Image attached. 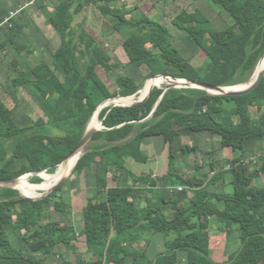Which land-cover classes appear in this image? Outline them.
<instances>
[{
  "label": "trees",
  "instance_id": "1",
  "mask_svg": "<svg viewBox=\"0 0 264 264\" xmlns=\"http://www.w3.org/2000/svg\"><path fill=\"white\" fill-rule=\"evenodd\" d=\"M120 1L125 0H50L51 11L39 6L61 39L51 54L55 71L47 62L38 63L29 74L11 79L10 94L14 97L20 87L31 92L46 122L39 124L27 114L18 117L17 102L12 110L0 104V180L55 173L82 141L100 105L117 96L136 95L148 79L166 74L233 87L248 82L264 57V0H212L233 19L227 28H217L201 10L182 11L172 22L181 32L177 35L148 16L128 19L133 11L116 8ZM99 2L106 3L99 10L110 18L113 31L125 36L126 64L104 62L106 52L93 35L72 27L78 14ZM5 13H0V23ZM16 22L0 33L5 28L17 32ZM201 51L205 60L196 65ZM102 63L109 76L119 78L116 92L98 73ZM159 78L164 77L153 79ZM164 90L155 87L142 104L102 110L99 118L105 129L93 135L89 150L73 170L89 189L80 232L69 222L45 221L47 210L65 216L72 212V202L60 192L73 180L38 201L0 188V264H48L57 257L58 264H171L178 257L184 264H264V79L241 96H214L192 88H171L165 94ZM196 135L208 137L206 142L216 139L215 154L231 150L229 168L218 170L211 162L212 176L201 174L200 168L190 177L182 176L179 162L191 150L183 139ZM152 138L162 140L169 161L167 174L155 179L137 175L126 165L128 159L149 162L143 146ZM197 139L196 150L203 141ZM110 174L122 185L110 187ZM259 180L263 185L256 186ZM35 181L41 179L36 176ZM214 226L227 238L235 235L239 243L221 263L213 259ZM81 236L90 259L78 257L72 262L56 253L60 246L76 251ZM155 236L165 248L150 258L148 247Z\"/></svg>",
  "mask_w": 264,
  "mask_h": 264
},
{
  "label": "rangeland",
  "instance_id": "2",
  "mask_svg": "<svg viewBox=\"0 0 264 264\" xmlns=\"http://www.w3.org/2000/svg\"><path fill=\"white\" fill-rule=\"evenodd\" d=\"M16 1H19L21 3L16 5ZM46 1L47 0H0V13L3 9H5L6 6L19 7L18 9L24 7V10L17 16L19 21H17V18L15 19V21H17L15 24L18 26L17 32L5 28L0 33V104L2 103V106L12 110L16 107L17 102V108L16 110L14 109V111H16L15 114L21 118H24V114H27L32 120L37 121V123L39 124L46 122V116L40 109V107L35 103L32 93L25 88L20 87L17 93H14L15 96L13 97V95L10 94L11 92H14L12 83L10 81L13 78H17L21 73H24L26 75L29 74L32 67L43 61L47 62L48 65L51 66L55 71V67L52 64L51 54L60 47L61 39L54 31V29L50 26L43 12L39 10V6L45 4L52 8L50 0H48L47 2ZM209 2L211 1L125 0L124 2H117L115 6L116 8L133 11V13L127 15L128 19H131V17L134 15L148 16L152 20L169 27L174 35L181 33L172 24V22L176 15L182 11L195 12L197 10H202L215 22L214 24L217 26V28H227L233 25L234 21L228 12H225L218 6L211 5ZM104 7H106L105 2H99V4L95 6L89 5L85 8V11H83L81 15L75 17L72 27L74 29H87L93 35V37L96 39L97 45L104 52H106V56L103 58L104 62L112 61V59H114L123 64H126L128 63V57L123 47L125 36L120 32H114L111 26L110 18L107 19L102 16L99 9ZM18 9L14 11H17ZM38 25H40L42 33H40V31H37L36 27H38ZM145 45L148 48L150 47L148 43H146ZM20 47H23L22 51L18 50ZM205 57L206 53L204 51L199 52L194 60V64L200 65L205 60ZM98 73L110 87L112 92H116V90L118 89L117 84L119 78L114 75L109 76V74L103 68V63L100 65ZM144 73H147L146 69L144 70ZM58 74L63 79L61 73L58 72ZM148 80L145 81V85ZM55 81L59 80L55 79ZM160 88L163 89L166 87ZM143 89H141L140 92H138L134 96L126 97L127 99L135 98L132 103L127 104L125 102H122L121 105H125L126 107L134 106L137 103L138 98L140 97V93ZM116 105V103H109L106 108L114 107ZM252 115L253 118H256L258 116L255 109H252ZM100 123L102 124L101 121ZM103 129L105 128L103 125H101L99 129H97V131H101ZM87 130L88 128L86 129L85 135L87 133ZM198 137L202 138L203 141L199 142V149L196 150L193 148V146L198 143L196 142V139ZM207 139L208 137L204 138L197 135L192 137H185L183 139V142L185 144H189L191 146V150L188 158H186L182 162H179L180 174L182 176L190 177L197 168H200L201 174L209 175L211 162L216 165L218 170L222 168H229V161H231V159L233 158L232 151L224 150L219 151L215 154L213 150L217 148V140L209 139V141L206 142ZM197 140L200 141V139ZM1 141L2 138L0 137V142ZM90 142L87 143L84 154L87 150H89ZM11 144V141L7 142L6 144V146L8 147V155L11 154V148L9 147ZM143 148L150 157L149 162L146 164H142L134 161L133 159H128L126 164L127 167L137 175L152 176L153 179L165 176L169 169V161L168 149L166 146H163L162 140L159 138L148 139ZM255 160L258 162L259 158ZM212 175L213 173L210 174V176ZM26 176H29V181L33 184H40L43 182V179L38 174L30 173L29 175L26 174ZM36 176L41 179V182L35 181ZM21 178L22 177L18 178V180ZM69 179L73 180V185L71 186L70 184L71 187L66 186L63 192H60V195H65L66 197H68V200L72 202V212H69L70 214L65 216L64 214H61L57 211L47 210L45 221H54L58 223L69 222L76 227V230L78 232H80L83 229L81 211L82 207L87 203L89 189L84 177L78 178L77 176L73 175L72 172L68 180ZM262 180H264V178H262ZM121 185L117 184L112 179V176L110 177V187L115 188ZM260 185H263V181L261 180L257 181L256 183V186ZM0 188H10L19 191L13 183L0 184ZM223 190L224 189L222 188H217V191L221 192ZM225 190L229 191L230 187L225 188ZM177 191H180V189H178ZM19 193L21 194V196H23L20 191ZM47 195H44L41 199H43ZM41 199H37V201ZM213 228L214 230L212 236L213 238H215V242H213L214 244L212 245L213 259L221 263L224 259V254L236 251L239 247V243L236 240L235 235H231V237L227 238L224 234L218 233L215 226ZM164 248L165 247L163 240L155 236L150 240L148 247V256L150 258H155L156 255L164 251ZM56 253L65 254L66 257L72 262H76L78 257L90 259L92 256L85 244V238L82 236L79 238V241L76 242V251L68 252L63 246H60L56 249ZM59 259L60 258L57 257L55 259L49 260L48 264H58ZM171 264H184V260H181V258L178 257L177 259L175 258L171 262Z\"/></svg>",
  "mask_w": 264,
  "mask_h": 264
},
{
  "label": "bare ground",
  "instance_id": "3",
  "mask_svg": "<svg viewBox=\"0 0 264 264\" xmlns=\"http://www.w3.org/2000/svg\"><path fill=\"white\" fill-rule=\"evenodd\" d=\"M264 75V58L255 70L251 80L248 83L238 85L240 87H225L221 89H210L208 90L210 93L215 95H228L233 94L238 91H244L247 89H251L255 86V84L259 81V79ZM163 77V76H159ZM157 78V77H156ZM167 86H175L179 88H188L194 87L192 83L187 81H177L171 79L169 77L159 78V79H150L147 81L144 89L140 93V97L138 101L144 100L150 93V91L155 87H167ZM140 92V91H139ZM135 98H129L125 100H113L109 101L108 103H116L121 105L122 102L130 104L133 102ZM137 101V102H138ZM107 105V104H106ZM101 109L94 115L89 124L87 130V137H89L95 130L99 129L101 126L99 117H100ZM86 147V146H85ZM85 147L82 146L75 152L67 161L61 164L57 171L54 174H49L43 172L40 174V177L43 179V182L40 184H33L29 181V176L22 177L18 180L16 184V188L22 193V195L32 199L37 200L41 199L46 193H49L53 188L58 186L64 180H66L73 172L74 168L76 167L77 163L79 162L80 158L83 156Z\"/></svg>",
  "mask_w": 264,
  "mask_h": 264
},
{
  "label": "water",
  "instance_id": "4",
  "mask_svg": "<svg viewBox=\"0 0 264 264\" xmlns=\"http://www.w3.org/2000/svg\"><path fill=\"white\" fill-rule=\"evenodd\" d=\"M264 58V57H263ZM263 58L260 60V62L258 63V65H257V67L259 66V64L261 63V61L263 60ZM257 67H256V69H257ZM255 69V70H256ZM159 76H163V77H169V78H172V79H174V80H177V81H179V80H181V81H187V82H189V83H192L193 85H195L194 87H188V89H190V88H192V89H199V90H204V91H206L208 94H210V95H214V96H221V95H215V94H212V93H210L208 90H210V89H221V88H225V87H215V86H211V85H206V84H202V83H195V82H190V81H188V80H182V79H176V78H173V77H171V76H169V75H166V74H162V75H158V76H155V77H153V78H156V77H159ZM153 78H151V79H153ZM264 79V75L259 79V81L255 84V86L254 87H252L251 89H247V90H244V91H238V92H236V93H233V94H228V95H222V96H241V95H246V94H249V93H251L252 91H254L259 85H260V83L262 82V80ZM236 88V87H240V86H233V88ZM157 88H160V87H157ZM171 88H178V89H184V88H179V87H175V86H167L166 88H165V90H164V94H165V92H167L169 89H171ZM154 89V88H153ZM153 89L150 91V93H149V95L144 99V100H142V101H138L135 105H138V104H142V103H144L148 98H149V96H150V94H151V92L153 91ZM163 94V95H164ZM163 95H162V97H161V99L163 98ZM125 99H127V98H124V97H120V96H117V97H115V98H112V99H108L107 101H105V102H103L101 105H100V107L97 109V111L95 112V114L101 109V111H100V114H101V112H102V110L104 109V108H106V106L109 104L108 102L109 101H113V100H125ZM160 99V100H161ZM107 104V105H106ZM158 105V104H157ZM157 105H156V107H155V110H156V108H157ZM116 106H123V107H126L125 105H119V104H117ZM155 110L152 112V114L150 115V117L154 114V112H155ZM94 114V115H95ZM94 117V116H93ZM149 117V118H150ZM102 125H103V123H102ZM98 131L97 130H95L89 137H87V133H86V135L84 136V138L82 139V141L80 142V144L78 145V147L73 151V153H71L70 154V156L65 160V161H67L75 152H77L78 151V149L80 148V147H82V146H86L87 145V143L88 142H90L91 141V139H92V137H93V135L95 134V133H97ZM64 161V162H65ZM63 162V163H64ZM62 163V164H63ZM30 174V173H29ZM29 174H27V175H29ZM39 176H40V174H38ZM24 176H26V175H24ZM24 176H22V177H24ZM69 178V177H68ZM68 178L66 179V180H64L62 183H60L58 186H56L55 188H53L50 192H49V194L50 193H52L54 190H56V189H58L60 186H62L67 180H68ZM17 182H18V179H10V180H0V184H3V183H13V184H15V187H16V184H17ZM48 194V193H47ZM47 194H45V195H47ZM48 194V195H49ZM24 196V195H23ZM24 198H26V199H29V200H32V199H30V198H28V197H26V196H24ZM45 198V197H44ZM43 198V199H44ZM33 201H37V200H33Z\"/></svg>",
  "mask_w": 264,
  "mask_h": 264
},
{
  "label": "crops",
  "instance_id": "5",
  "mask_svg": "<svg viewBox=\"0 0 264 264\" xmlns=\"http://www.w3.org/2000/svg\"><path fill=\"white\" fill-rule=\"evenodd\" d=\"M210 1H211V2H209V3H210L211 5H213V4H212V0H210ZM20 3H21V2L16 1L15 4L17 5V4H20ZM26 3H28V2H26ZM16 5H15V6H16ZM45 5L48 6L47 4H45ZM21 6H22V5H21ZM21 6H20V7H21ZM18 8H19V7H7V6H6L5 9L2 10V11H7V12H8L7 14L5 13L4 16H2L3 18L5 17L4 20L9 16V13L13 12L14 10H16V9H18ZM39 10L42 11L43 14H44V11H43L42 8H40ZM51 10H52V8H50V11H51ZM83 11H85V9H84ZM201 11H202V10H201ZM203 12H204V11H203ZM81 13H83V12H81ZM81 13L78 14L77 16L81 15ZM204 13H205V12H204ZM205 14H206V13H205ZM44 15H45V14H44ZM206 15H207V14H206ZM207 16H208V15H207ZM208 17H209V16H208ZM209 18H210V17H209ZM210 19H211V18H210ZM4 20H3V21H4ZM211 20H212V19H211ZM3 21H2V22H3ZM17 21H19L18 18H17ZM212 21H213V20H212ZM213 22H214V21H213ZM214 23H215V22H214ZM36 29H37L38 32L40 31V33H42V29H41L40 25H38V27H36ZM130 170H131V169H130ZM167 172H168V171H167Z\"/></svg>",
  "mask_w": 264,
  "mask_h": 264
},
{
  "label": "built area",
  "instance_id": "6",
  "mask_svg": "<svg viewBox=\"0 0 264 264\" xmlns=\"http://www.w3.org/2000/svg\"><path fill=\"white\" fill-rule=\"evenodd\" d=\"M24 7L18 9L17 11H13L9 14V16L2 22L0 23V29L3 27H7V26H12V22L17 18V16L19 15V13H21L24 9Z\"/></svg>",
  "mask_w": 264,
  "mask_h": 264
}]
</instances>
